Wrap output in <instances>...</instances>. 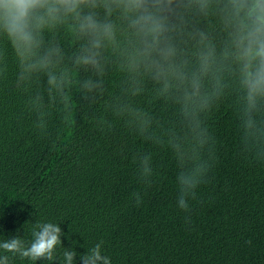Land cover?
<instances>
[{
  "label": "trees",
  "instance_id": "trees-1",
  "mask_svg": "<svg viewBox=\"0 0 264 264\" xmlns=\"http://www.w3.org/2000/svg\"><path fill=\"white\" fill-rule=\"evenodd\" d=\"M225 3L209 0L207 14H184L186 27L175 42L188 55L195 52L192 36L200 31L217 52L226 45ZM52 39L64 47L63 66L71 68L72 35L65 29ZM5 59L0 67V240L19 235L27 244L37 224L51 222L63 233L56 249L59 264L66 248L77 252L75 264H83L80 256L101 241L111 264H264V162L252 157L264 158V102L259 125L246 129L242 100L229 81L214 109L199 114L212 138L201 151L205 157L213 154L214 162L186 212L177 206L178 168L168 144L170 139L188 144L191 136L179 105L160 96L154 81L139 78L143 92L133 95L132 74L109 53L102 76L73 71L62 93H49L43 77L17 82L11 49ZM88 79L99 83L91 93L80 87ZM133 110L151 119L152 140L130 131L137 124ZM145 153L153 158L151 187L140 181L134 159ZM136 193L142 197L139 206ZM12 264L36 262L17 257Z\"/></svg>",
  "mask_w": 264,
  "mask_h": 264
},
{
  "label": "clouds",
  "instance_id": "clouds-1",
  "mask_svg": "<svg viewBox=\"0 0 264 264\" xmlns=\"http://www.w3.org/2000/svg\"><path fill=\"white\" fill-rule=\"evenodd\" d=\"M209 0H0V67L6 65L8 49L18 64L17 82L31 84L43 77L49 93H62L71 73L91 70L102 76L108 54H117L120 68L132 74L133 95H141L139 78H150L159 86V94L179 105L191 142L182 144L170 139L168 147L178 172L177 206L188 212V201L195 199L197 189L207 183L213 166V154L205 157L203 149L212 138L207 126L198 121L200 113H210L223 96L229 81L242 100L246 129L259 125L264 102V0H226L223 6L228 40L217 52L215 43L202 31L195 33V52L188 55L175 37L185 30L184 14L194 10L207 14ZM67 30L76 49L71 68L63 65L66 51L52 39ZM80 87L91 93L99 87L92 79ZM38 103L43 97L37 95ZM137 124L130 131L145 140L152 121L145 112L133 110ZM42 133L47 132L43 120ZM159 143V141H157ZM258 162L264 158L252 156ZM140 181L151 187L155 174L151 153L135 155ZM139 206L142 197L134 194ZM188 220H186V223ZM60 225L47 222L36 225L29 243L19 236L0 240V264H12L14 258L36 262L56 260V249L62 245ZM102 243L80 256L83 264H111L102 255ZM250 243V241H249ZM77 252L66 248L62 264H75Z\"/></svg>",
  "mask_w": 264,
  "mask_h": 264
}]
</instances>
